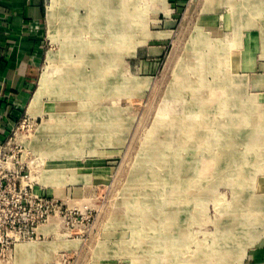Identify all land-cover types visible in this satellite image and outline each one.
<instances>
[{"label": "rangeland", "instance_id": "1", "mask_svg": "<svg viewBox=\"0 0 264 264\" xmlns=\"http://www.w3.org/2000/svg\"><path fill=\"white\" fill-rule=\"evenodd\" d=\"M201 7L46 0L0 264H264V87Z\"/></svg>", "mask_w": 264, "mask_h": 264}, {"label": "crops", "instance_id": "2", "mask_svg": "<svg viewBox=\"0 0 264 264\" xmlns=\"http://www.w3.org/2000/svg\"><path fill=\"white\" fill-rule=\"evenodd\" d=\"M199 2L207 20L222 15L238 35L239 68L264 87V0ZM46 15V0H0V147L36 91L46 49Z\"/></svg>", "mask_w": 264, "mask_h": 264}, {"label": "built area", "instance_id": "3", "mask_svg": "<svg viewBox=\"0 0 264 264\" xmlns=\"http://www.w3.org/2000/svg\"><path fill=\"white\" fill-rule=\"evenodd\" d=\"M9 141L10 139H8L7 142L0 147V198L3 200H6L8 195H17L22 194L23 192L26 193L27 187L31 188V186L24 185L25 177L21 176L20 172L18 173L15 169H11V165L8 164V162H1L2 152L5 150L6 144H8ZM15 175L17 176L15 177ZM0 227H3V224L0 223ZM2 240L3 239L0 236L1 244L3 242Z\"/></svg>", "mask_w": 264, "mask_h": 264}, {"label": "bare ground", "instance_id": "4", "mask_svg": "<svg viewBox=\"0 0 264 264\" xmlns=\"http://www.w3.org/2000/svg\"><path fill=\"white\" fill-rule=\"evenodd\" d=\"M48 80H49V74L47 72H45L42 76V79H41V84H43L44 86H46L48 84ZM48 88L47 87L45 90L48 91ZM43 93L41 92V89L39 88L38 89V92L36 93V96L34 98V105H36L37 103H39V100L41 99Z\"/></svg>", "mask_w": 264, "mask_h": 264}]
</instances>
